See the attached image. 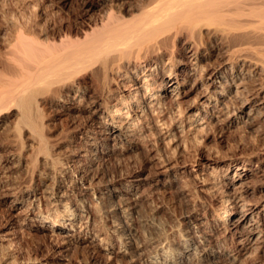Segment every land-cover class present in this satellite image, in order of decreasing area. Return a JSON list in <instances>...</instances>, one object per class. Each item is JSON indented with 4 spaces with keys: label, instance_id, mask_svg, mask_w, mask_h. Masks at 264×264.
Wrapping results in <instances>:
<instances>
[{
    "label": "bare ground",
    "instance_id": "6f19581e",
    "mask_svg": "<svg viewBox=\"0 0 264 264\" xmlns=\"http://www.w3.org/2000/svg\"><path fill=\"white\" fill-rule=\"evenodd\" d=\"M19 1L0 0V264H264V0ZM218 128L261 147L188 160Z\"/></svg>",
    "mask_w": 264,
    "mask_h": 264
},
{
    "label": "rangeland",
    "instance_id": "374dc122",
    "mask_svg": "<svg viewBox=\"0 0 264 264\" xmlns=\"http://www.w3.org/2000/svg\"><path fill=\"white\" fill-rule=\"evenodd\" d=\"M16 1H19V0H8V4L12 3L10 6L7 5L9 11H11V10H14V12L15 11L16 12L17 11H23V9H24V8H22L23 4L21 3V5H20V3H19L20 1L19 2H16ZM17 3H18V6H17ZM20 8H22V9H20ZM6 9H7V7H6ZM220 130L221 129H219V128L217 130L216 129L215 130L214 129L209 130L207 133H205L206 135L204 134L205 136H204V141H203L202 147H195L194 145H191L188 148L189 153L187 152L186 155L189 154V155H191V157L193 156V158H194L197 154L195 149H199V151L203 152V153L205 152V153H212L213 154V152H214L215 155H219V157H221V158H224V157L225 158H236V157H240L241 155L245 154L243 152L249 151V149L252 147V145H254V143H255L256 147H261L262 142L259 141L258 138L247 133V131H245L244 129H237L235 131H228V132L223 131V130L220 131ZM255 139H257L258 141ZM256 142L258 143V146H257ZM209 151H211V152H209ZM220 153L222 155H220ZM192 154H194V155H192ZM188 156H187V159H188ZM132 160H133L132 162H134V163L136 161L135 165H137V164L139 165L140 162L137 163L138 161H140L139 158H138V161L135 158ZM188 160H190V156H189ZM171 205H172L171 203H169V205L168 204L166 205L167 207L170 208L169 212L167 211L168 214L161 213L159 215L160 217L158 216L161 219L158 218V220H161L162 222L167 223L169 221H173L177 216H179L181 214L182 208H180V206L177 207V206H173V205L171 206ZM144 211H147V212H144ZM145 213H147L146 216H145ZM173 214L174 215L177 214V216L176 215L174 216ZM142 215L145 216V218H143V219L146 220V218L150 215V209L149 208L147 209L145 207V210H143ZM81 251L79 250V252H80L79 254H85L87 256L86 251H82V252ZM79 256H82V255H79ZM113 264H115V263H113ZM249 264H252V263L250 262Z\"/></svg>",
    "mask_w": 264,
    "mask_h": 264
}]
</instances>
